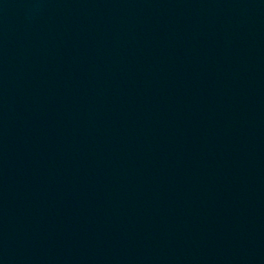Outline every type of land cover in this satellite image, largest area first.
I'll return each instance as SVG.
<instances>
[{
  "label": "water",
  "instance_id": "95a60500",
  "mask_svg": "<svg viewBox=\"0 0 264 264\" xmlns=\"http://www.w3.org/2000/svg\"><path fill=\"white\" fill-rule=\"evenodd\" d=\"M264 114V0H0V264H152Z\"/></svg>",
  "mask_w": 264,
  "mask_h": 264
}]
</instances>
